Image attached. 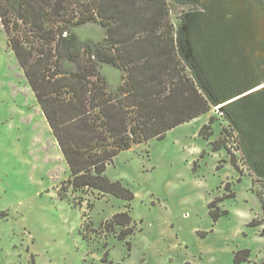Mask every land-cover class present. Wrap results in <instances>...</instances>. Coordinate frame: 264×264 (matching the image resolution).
<instances>
[{
  "label": "rangeland",
  "instance_id": "1",
  "mask_svg": "<svg viewBox=\"0 0 264 264\" xmlns=\"http://www.w3.org/2000/svg\"><path fill=\"white\" fill-rule=\"evenodd\" d=\"M199 1L171 3L175 27L193 13L183 28L187 40L195 36L196 18L203 32L218 34L229 65L225 74L251 80L264 73V0ZM74 31L79 41L93 44L103 35L96 24ZM61 61L70 62L64 54ZM99 69L115 84L114 69L104 64ZM263 88L264 83L225 104ZM225 104L114 158L105 175L131 191L130 203L71 188L61 200L58 190L67 187L69 170L0 23V264H234V252L242 249L250 251L242 264L263 262L264 180L249 169L243 139L222 112ZM209 119L204 139L199 131ZM215 200L226 212L216 221L208 209ZM123 212L132 219L133 234L118 240L121 228L107 232L104 224Z\"/></svg>",
  "mask_w": 264,
  "mask_h": 264
},
{
  "label": "trees",
  "instance_id": "2",
  "mask_svg": "<svg viewBox=\"0 0 264 264\" xmlns=\"http://www.w3.org/2000/svg\"><path fill=\"white\" fill-rule=\"evenodd\" d=\"M171 3L200 5L199 0H0L6 45L70 173L67 187L58 190L61 200L71 188L130 203L131 191L105 175L118 154L162 139L168 131L209 112L211 106L264 83L263 72L251 80L242 73L225 74L229 65L219 51L218 34L206 28L203 32L196 18L195 36L187 40L183 28L189 24L186 18L194 14L185 13L177 28L170 18ZM89 22L104 28L101 42H81L75 35L74 28ZM63 54L75 71L61 69ZM100 64L122 72L115 91L109 90ZM222 112L243 139L249 169L264 180V88L225 104ZM211 123L209 119L200 128L199 136L208 138ZM212 148L216 151L219 145L213 142ZM230 163L237 170L234 158ZM216 202L208 205L214 221L226 214ZM261 209L264 214V201ZM131 223L129 213L123 212L104 226L112 233L120 227L115 236L125 240L133 234ZM249 255L247 249L234 252V264L247 263Z\"/></svg>",
  "mask_w": 264,
  "mask_h": 264
},
{
  "label": "crops",
  "instance_id": "3",
  "mask_svg": "<svg viewBox=\"0 0 264 264\" xmlns=\"http://www.w3.org/2000/svg\"><path fill=\"white\" fill-rule=\"evenodd\" d=\"M88 24H94V23L89 22V23H86V24L81 25V26H78V27H83V26H86ZM102 30H103V35L100 38V42L105 38V30H104V28H102ZM74 33L78 37L79 40H83V39H81L79 37V34L78 33H76L75 31H74ZM93 42H99V41L93 40ZM104 65L110 66L112 69H114V73L113 74H115L114 76H115V78H117V80L115 81V84H113V85L109 82L108 78L104 76L102 70L101 69H99V70H100L101 74L105 77V79L107 81V84H108L109 90L110 91H115L117 89V87L119 86V84L121 83V81H122V72L120 70L116 69L115 67L111 66V65H108V64H104ZM61 69L64 70V71H75L76 67H75V65L72 62H69V65H68V64H65V63H63L61 61Z\"/></svg>",
  "mask_w": 264,
  "mask_h": 264
},
{
  "label": "water",
  "instance_id": "4",
  "mask_svg": "<svg viewBox=\"0 0 264 264\" xmlns=\"http://www.w3.org/2000/svg\"><path fill=\"white\" fill-rule=\"evenodd\" d=\"M247 92V91H246ZM242 94V93H241ZM241 94H239V95H241ZM232 99V98H231Z\"/></svg>",
  "mask_w": 264,
  "mask_h": 264
}]
</instances>
